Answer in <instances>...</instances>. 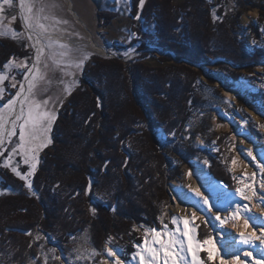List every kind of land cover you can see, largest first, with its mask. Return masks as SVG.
Masks as SVG:
<instances>
[{
	"label": "trees",
	"instance_id": "trees-1",
	"mask_svg": "<svg viewBox=\"0 0 264 264\" xmlns=\"http://www.w3.org/2000/svg\"><path fill=\"white\" fill-rule=\"evenodd\" d=\"M222 1L147 0L139 16L146 21L148 12L155 10L152 35L141 32L135 21L139 0H132L138 50L169 53L178 61L199 66L215 61L216 71L207 73L208 83L218 78L233 88L228 79L236 82L239 70L251 72L264 62V45L258 41L264 35V0L250 1L247 7L258 10L256 23L249 25L255 41L251 46L243 33H237L242 11L226 14ZM237 7L246 9L242 0ZM213 9L220 19L213 20ZM20 49L15 41L0 37V71L11 58L20 56ZM159 61L168 62L170 57ZM90 65L79 77L83 90L71 94L52 127L51 147L32 178L35 196L22 180L0 170L3 187L15 192L0 195V264H45V255L47 264H61L48 253L43 235L66 258L82 236L87 237L90 253L93 248L104 252L109 237L127 243L126 250L131 251V225L157 227L168 204L166 185L178 175L180 166L199 153L207 155L190 146L189 139H178L194 112L207 111L198 92L200 70L193 72L184 65L151 69L141 62L124 64L115 57H95ZM180 71L187 75L181 77ZM159 126L165 135L163 143L171 145L157 140ZM229 141L233 143L227 135L218 137L217 160L207 156V172L213 181L234 190L224 161L231 158ZM173 159L178 161L174 167ZM93 188L101 196H91ZM197 230L199 240L210 232L203 224ZM103 259L91 256L80 264H98Z\"/></svg>",
	"mask_w": 264,
	"mask_h": 264
},
{
	"label": "rangeland",
	"instance_id": "rangeland-1",
	"mask_svg": "<svg viewBox=\"0 0 264 264\" xmlns=\"http://www.w3.org/2000/svg\"><path fill=\"white\" fill-rule=\"evenodd\" d=\"M147 0H145L146 2ZM207 4H215L216 0H204ZM241 0H223V7L224 12L226 14H236L238 11H242L238 23H237V30L239 34L243 33L244 37L247 38L248 46L254 45V39L252 37V31L249 29V25L251 23H256L257 17H258V10L254 8L247 9L249 2H254V4H257L260 0H242V3L244 4V7L246 6V9L238 8V2ZM46 3H54L56 5L55 8L52 9V13L55 15V17L62 21H67V23H62L57 25L56 31H50L49 35H56L61 36L64 39H57V38H51L54 41H58L59 43H63L69 46V48L73 49V55L78 57L80 53H87L90 54L89 58L84 62L83 67L80 69H76L75 67H64L61 66V69H53L52 61L51 59H48L49 63V71L48 76L53 79L52 85L48 88V91L44 93V98L51 97L52 102H50L49 107H52L53 104L56 108V117L58 118V114L63 111L64 107L67 105V102L71 96V94L75 91L83 90V88H80V78L83 71L87 70L88 67H90L92 64V60L95 57L101 58V59H108V58H116L123 62L124 64H127L129 62H141L144 66L156 69L157 66H160L162 68L171 66V65H184L188 67V69H191L193 72H197V70L201 71L199 78V81L201 84L198 87L199 95L203 96L206 102L207 111L205 112H194L191 116V118L187 119L188 121L185 123L184 130L182 135L178 137V139H185L190 141V146H193L195 149L200 150V152H207V155H203L202 153H199L198 156H195V158H192L186 165H182L179 167L178 175L170 181L166 185V192H167V206L164 208L166 209V212L162 214L161 218H163L164 223H167L170 229H174L175 225L171 223V216L172 215H185V214H179V213H173V207L176 202L175 198L173 197L174 193H172L171 188H173L172 185L179 184L183 185V174L187 167L190 166V163L195 160L204 161L211 155L214 160H217L216 154H218L219 151L213 150L214 148H218V145L216 143L217 139L221 135H227L229 140H231L233 145H235V148H233L231 153V158L233 156H238V163L235 166L236 172L235 174L238 176H242L245 181L247 182L248 177L251 175L252 172H257V176L255 179V186L258 187L260 182V175L258 173V170L254 167V165H251V158H246L244 155H239L236 149L241 144L240 139H244V136H246V140H248V143H253V145L246 147L253 149V154L257 155V158L259 159V152L261 149H264V128L259 127H253V124L260 125L264 124V115L260 114V110L264 109V62H261L254 66L253 71L246 72V70H239V75L237 78V81H232L231 79H228V84L233 85V88H227L223 81L221 79L216 78L212 84H209L207 81V73H213L216 71V67L213 66L215 61H211L208 64H204L203 66L199 65H193L188 61L185 60H176L172 54L169 53H159L152 49H146L143 51L138 50V46L140 45V41L138 37L131 36L130 33H135L134 29H132L135 26L134 23V17L131 16L132 7L131 3L132 0H45ZM69 2L70 6L67 4ZM176 1L173 2L172 5L175 6ZM236 5L235 8L232 6ZM250 7V6H249ZM70 8L72 12L70 11ZM141 7L138 8V14L141 13ZM254 12L255 16L250 17L248 20V23L244 25L242 22V16L246 13ZM75 14L77 18L79 19V22L73 15ZM137 14V15H138ZM155 10L152 9L148 12V14L145 16L146 21L140 17L139 19H136L135 21H138L141 26V32L145 33L146 31H149L152 35H154V17H155ZM4 15V19L2 21V24L5 27L13 28L17 32H25V29L23 27L22 21L20 19V12H19V0H14V6L12 8H6ZM136 15V16H137ZM12 16H16V19L13 21ZM107 21H106V20ZM17 26L20 29H17ZM136 34V33H135ZM1 39H10V36H3ZM16 43L20 45V56L15 57L16 60L14 63H19L25 61L27 58V63L29 66H31V62L33 61L34 56V50L32 47H29L28 45L30 42L26 38H22L20 40H13ZM259 42H261L262 45H264V35L261 36V38L258 39ZM90 42H94L96 45L102 47L106 52V55H102L100 53L95 52L90 48ZM135 49L134 52H131L128 56H125L124 53L128 51L129 49ZM78 50V51H76ZM49 49H45V57L49 54ZM56 51H60L59 49H56ZM165 55L170 57V61L168 62H160V57H165ZM59 58V57H57ZM12 59V58H11ZM224 65L228 66L230 70L235 69L231 64L224 63ZM41 68L43 69V64H41ZM24 69H17V68H10V69H3L0 72L7 73L9 75V79L5 80L3 85H0V87L4 88V94H3V100H0V106L3 105V103H6L11 96L15 94V92L19 88V84H17L16 88L11 87V77L15 76L16 81H22L23 80V72ZM65 73H70L66 75ZM187 72L180 71L179 74L181 77H183ZM59 80H63L65 84L70 85L71 90L69 93H65L63 91L64 85H59L56 83ZM75 81V83H72ZM224 90L233 91V94L231 98H228V96H224ZM62 100V103L59 101ZM225 101H228L230 103H225ZM228 117V118H227ZM249 117L250 121L248 124L243 123V118ZM56 118V120H57ZM56 120L54 121L53 125L55 124ZM162 122H160V125ZM52 125V127H53ZM156 136L157 140L163 143V140H165V135L163 134L162 126H159L157 128ZM191 132H195L196 134L193 136ZM50 139H52V130L49 133ZM14 141L18 140V136L12 138ZM174 141H176V138H173ZM197 139H200L203 143V145H198L196 143ZM215 141V145L212 144V142ZM51 143L48 144L47 147L43 148L39 154H38V160L39 163L37 164V168L40 166L39 164L42 163V155L45 153L47 149L51 147ZM169 144V143H168ZM167 143H163L162 145H167ZM172 144V143H171ZM169 144V145H171ZM249 145V144H248ZM12 144L6 143V151H4V155L0 156V170H7L11 174L14 175V177H17L12 171L11 166L15 164H19L18 170L22 173H27L29 171V166L23 164L22 158L20 156H14V158L11 161V164L8 168H5L4 160L8 157V152L11 151ZM230 148V147H229ZM245 149V148H242ZM208 156V157H207ZM231 158L229 160H231ZM168 160L169 158L166 157ZM208 160V159H207ZM209 161V160H208ZM172 167L176 166L178 164L177 159H173L172 161ZM210 166V162L208 164V168ZM36 172V171H35ZM231 174V180L233 181V186L235 188L237 187L236 181L232 179L233 173L229 172ZM209 175V173H208ZM34 174L29 177V180L32 184V178ZM210 176V175H209ZM211 177V176H210ZM19 178V177H17ZM20 179V178H19ZM212 179V178H211ZM21 180V179H20ZM26 190L33 196L35 194L32 190H30L27 187V184L24 180ZM2 179L0 177V195L1 194H15L13 190L10 188H4L2 185ZM210 184H218L219 183L208 180L206 185ZM211 186V185H210ZM223 186V185H222ZM225 188V186H223ZM55 187H53L54 189ZM227 192L229 193H235L234 190H228L225 188ZM91 196H101V193H98L96 188H93L91 190ZM173 202V204H172ZM247 203V202H245ZM255 205V206H254ZM250 208L252 213H258L255 211L254 207L257 208V201L254 199V203H250ZM253 206V207H251ZM260 207H264V205H261ZM260 207L257 208V210H260ZM255 211V212H254ZM221 215V212L219 213ZM190 216V214H188ZM221 217H224L221 215ZM161 218L158 220L159 224L157 226V230H160L162 227L161 225ZM204 220H210L214 221V217H206V218H198L193 221V224L195 225H204L212 232L214 240H216V247L221 249L222 244L219 242L218 236V226L219 222L214 223H208L205 224ZM138 224H132L131 225V234L128 236L130 237L133 235V239L131 240L132 246L131 251L128 252L126 250V244L125 243H117L115 242V239L111 237V244H108L107 247H113L114 251L117 252V254L123 259L122 257H126L128 261H131V253L135 251V248L133 246L135 241H139L143 243V230H134L138 228ZM145 226V225H144ZM190 225L189 227H191ZM181 227H183V224H181ZM257 227V226H256ZM235 236L234 238H238V234L236 231H234ZM196 234L198 235V230L196 228ZM134 235L136 237H134ZM237 235V236H236ZM38 235L35 236L37 239ZM43 240L46 242V245L49 246V248L54 247V243L52 242V239L46 235H43ZM110 238V237H109ZM109 238L106 240L108 241ZM218 238V239H217ZM106 241L104 244V248L106 247ZM259 241H256V246H258ZM84 240V236H82L78 242H76L74 246V250L72 251V255H69V258H66L65 255H63L62 250H57L55 253H50L52 256H61V260H58L61 264H80L88 261V259L91 257L90 250H88V245L86 244ZM244 246V245H242ZM121 248L124 249V252H121ZM76 249H79V255L81 256L80 259H76L77 252ZM105 250V249H104ZM248 250H251V248H248ZM252 256L249 261L251 262L252 259H261V253L257 250L252 249ZM259 253V254H258ZM201 258L206 259V252H204L203 249H201ZM104 259L106 258L103 256ZM250 258V257H249ZM103 259V260H104ZM248 259V258H247ZM98 264H102V261ZM219 260L214 258L213 264H219ZM134 264V262H132Z\"/></svg>",
	"mask_w": 264,
	"mask_h": 264
},
{
	"label": "snow or ice",
	"instance_id": "snow-or-ice-1",
	"mask_svg": "<svg viewBox=\"0 0 264 264\" xmlns=\"http://www.w3.org/2000/svg\"><path fill=\"white\" fill-rule=\"evenodd\" d=\"M145 0H139V6L143 8ZM14 0H0V37L10 36L13 40H20L25 38L27 33V40L30 41L29 47L35 49V59L31 66L27 63V58L23 62L14 63L15 57L10 59L3 65L4 69L17 68L24 69L23 80L16 81L15 76L11 77V87L16 88L19 84L18 90L11 98L0 106V156L4 155L6 151V143L12 144L11 151L8 152V157L4 160V167L8 168L14 156H20L22 162L29 166L27 173H22L18 170L19 164L11 166V171L24 180L27 187L31 190L32 184L29 180L37 168L39 163V152L51 143L49 133L52 130V125L56 120V108L53 104L49 107L52 98H44V93L52 85L53 79L48 76L49 63L51 59L53 71L64 67H75L80 69L83 67L84 62L89 58L90 54L80 53L78 57L73 55V49L68 45L59 43L52 40L48 34L50 31H56L57 25L67 23V21L59 20L52 13V9L56 7L54 3H46L45 0H19L20 19L23 23L25 32H17L13 28L5 27L2 24L6 8H12ZM233 8L236 5L232 6ZM213 20L220 19L216 15L215 9L212 12ZM139 14L136 19H139ZM16 16H12L14 21ZM264 33V28L261 29ZM135 36V33H130ZM255 43V41H254ZM49 49V54L45 57V49ZM59 49L60 51H56ZM78 51V50H76ZM135 49H129L124 53L128 56ZM59 57V58H57ZM43 64V69L41 68ZM66 75L70 73H65ZM9 79L7 73L0 72V85H3L5 80ZM59 85H64L63 91L69 93L71 90L70 85L65 84L63 80L56 82ZM72 83H75L73 81ZM4 88L0 87V100H3ZM62 103V100L59 101ZM225 103H230L225 101ZM260 114L264 115V109L260 110ZM249 117L243 118V123L248 124ZM253 127L264 128V124L255 125ZM18 136V140L14 141L12 138ZM227 139V138H226ZM215 145V141L212 142ZM230 144V151L235 148V145ZM213 150L219 151L218 148ZM236 151L239 155H244L246 158H251L254 162V167L258 170L261 177L258 187L255 186V177L257 172H252L248 177L247 182L242 176L235 174V166L238 163V156H233L230 161L225 157L224 161L228 163L227 171L233 173L232 179L236 181L237 187L235 188V195L239 196L241 201L247 203H240L235 200L228 202L227 208L216 207L213 213V205L209 204L206 196H203L199 189H191L199 201L193 205L195 211L190 216L185 215H172L171 223L175 225L174 229H170L167 223H164L161 218L162 227L157 230L156 226L140 225L134 230H143V243L135 241L133 246L135 251L131 253V261L121 259V257L114 251L113 247H107L111 244V237L106 241L104 252H97L94 248L91 251V256H105L102 264H213L214 258L219 260V264H264V219L256 217L252 213L250 203L256 199L257 205H264V149L259 152V159L257 155L253 154V149H239ZM205 165L209 161H203ZM189 177L193 175L192 172L187 174ZM91 182L89 183V190L91 189ZM191 188V186H189ZM115 211V209H113ZM203 211L204 213H212L214 221L204 220L205 224L219 222L222 227L226 223H231V226L238 233V238H233L229 241L223 249L216 247V240L210 231L202 240L197 239L196 228L198 225L193 224L197 219V212ZM221 211L229 213L221 217ZM264 211V210H262ZM91 212L95 215L96 209L92 208ZM183 224V227H181ZM192 225L191 227H189ZM253 225L259 226V234ZM250 227L252 230L250 231ZM30 235V233H28ZM39 239V237H37ZM218 239V238H217ZM87 242V237H84ZM256 241L260 242L259 248L256 246ZM244 245L247 248L258 250L261 253V259H242L240 250L235 248V245ZM31 247V245H29ZM42 247V246H41ZM244 249L243 256L245 258L251 257L252 252ZM201 249L206 252V259L201 258ZM50 252L55 253L56 248L49 249ZM78 254L76 259H80L79 249L75 250ZM121 252L124 249L121 248ZM55 260H61V256H53ZM48 257L45 255V264H47Z\"/></svg>",
	"mask_w": 264,
	"mask_h": 264
},
{
	"label": "bare ground",
	"instance_id": "bare-ground-1",
	"mask_svg": "<svg viewBox=\"0 0 264 264\" xmlns=\"http://www.w3.org/2000/svg\"><path fill=\"white\" fill-rule=\"evenodd\" d=\"M67 4L70 6L69 2H67ZM70 11L72 12L71 8H70ZM74 16L76 19H78L76 17V15H74ZM252 16H255L254 12H249V13H246L245 15L242 16L241 20L244 23V25L246 23H248V20ZM77 21L79 22V19ZM26 36H27V33H26ZM48 36L52 39L53 38L64 39L63 37L56 36V35H49L48 34ZM90 48L97 53H100L102 55H106V53H105L106 51L102 47L96 45L94 42H90ZM33 50H34V56H33V60H34L35 59V49L33 48ZM232 94H233V91L224 90V96H226V97L228 96V98H231ZM240 140H241L240 141L241 144H240V146H238L239 149H242V148L247 149L246 147L253 145L252 142L248 143L249 141L246 140V136H244V139H240ZM196 143L200 146L203 145V143L200 139H197ZM254 146L255 145H253V147ZM251 165H254V163H251ZM207 171H208V165H205L203 163V161H200V160L192 161L190 163V166L186 168V170L183 174V183H182L183 185H179V184L172 185L173 188H171V190H172V193H174L173 197L176 200L174 207L172 208L173 213L191 214L193 211L196 210L195 207H193V205L197 204V202L199 201V197H197L191 189H199L200 193L203 196H206L208 198L209 204L215 206V207H213V213L216 211V207L227 208L229 201L235 200V201L240 202V203L246 202V201H241L239 196L235 195V193L227 192L226 189L222 185H218V184H213V185L210 184L211 186L206 185L208 180L209 181L212 180L211 177L208 175ZM189 172L193 173V175L191 177H189L187 175ZM189 186H191V188ZM253 203H254V200L252 201V204ZM172 204H173V202H172ZM260 206L261 205L257 206V208ZM251 207H253V206H251ZM257 208L254 207L255 211H257L258 213H253V214H255L256 217H258L260 219H264V211H262V210H264V207H260V210H257ZM228 214L229 213H227L225 211H221L222 216H226ZM197 217L200 219V218H206V217L211 218L214 216L212 213H204L203 211H200V212H197ZM256 226L257 225H253L252 227H255L257 229V234H259V226H257V227ZM252 227H250V229H249L250 231L252 230ZM217 228H218V235H216V236H218L219 242H220V244H222L221 251L223 254L224 247L226 245H228V243L231 239L234 238L233 237V236H235L234 231H236V230L231 226V223H226L222 227L218 226ZM257 244H258L257 248H259L260 242H258ZM246 248H247V246H242V245L236 244L235 248H233V251H235L236 249H239L241 258L247 259L243 256V250ZM247 250H248V248H247ZM251 250H249V251H251ZM249 259H251V257L250 258L248 257V260Z\"/></svg>",
	"mask_w": 264,
	"mask_h": 264
},
{
	"label": "crops",
	"instance_id": "crops-1",
	"mask_svg": "<svg viewBox=\"0 0 264 264\" xmlns=\"http://www.w3.org/2000/svg\"><path fill=\"white\" fill-rule=\"evenodd\" d=\"M68 1V0H67ZM75 15V14H74ZM77 17V16H76ZM78 20V19H77ZM51 35V34H50Z\"/></svg>",
	"mask_w": 264,
	"mask_h": 264
}]
</instances>
